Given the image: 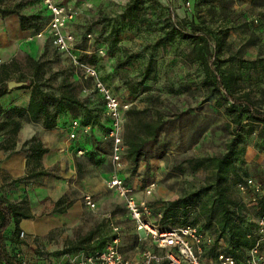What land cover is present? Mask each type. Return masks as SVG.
Segmentation results:
<instances>
[{
  "label": "rangeland",
  "instance_id": "374dc122",
  "mask_svg": "<svg viewBox=\"0 0 264 264\" xmlns=\"http://www.w3.org/2000/svg\"><path fill=\"white\" fill-rule=\"evenodd\" d=\"M60 1L75 13L71 26L74 53L81 62L95 66L117 90L121 101L130 104L123 115L126 150L118 176L133 189L136 201L146 203L152 223L157 225L161 219L157 213L169 202L192 192H203L214 181L211 168L191 170L187 162L221 156L229 144L235 171L226 175L223 184L230 199L238 204L235 186L242 179L252 177L264 182V127L251 123L247 114L234 119L229 111L233 100L222 102L221 94L212 87V78L193 59L191 41L198 36H208L209 49L214 56L208 62L210 69H215V62L232 68L240 87L239 94L249 93L257 107L264 109V0H141L138 8L125 17L122 14L129 0ZM38 6V1L33 0L28 6L20 3L14 10L24 12ZM33 15L38 17L40 30L47 29L49 16L45 10ZM171 29H174L173 37L168 40ZM218 43L221 49L215 57ZM149 55L154 58V78L144 81L140 79V71ZM42 59L38 65L25 63L28 75H20L18 79L26 81L30 76L45 92L53 94L63 85L73 83V77L83 81V88L88 91L83 93L81 88L76 89L81 105L73 114L67 111L82 122L88 120L91 130L88 135L84 133L87 136H94L95 132L102 134L100 143L103 145L97 148L96 155L106 162L111 175L105 117L95 104L97 98L93 96L91 81H86L79 71L77 74L68 56L54 47L47 48ZM158 117L163 122L162 127L154 139L143 145L134 167L126 140L137 132L140 120L154 121ZM92 129L95 132L92 133ZM8 138L12 140V134L6 140ZM148 183H154L155 189L152 195L145 196ZM213 191L201 193L199 201L188 208L187 220H195V224L215 238L218 236L216 216L210 227L205 228V209L212 205ZM114 193L117 197L111 203L113 212H126L124 199ZM247 214L255 215L245 209L243 215ZM79 231L84 234V229ZM19 240L28 255L20 250L25 264L36 263L50 254L54 260L50 264L64 260L61 258L64 250L53 245L47 251L41 240ZM224 246L221 239L215 249L220 252Z\"/></svg>",
  "mask_w": 264,
  "mask_h": 264
},
{
  "label": "crops",
  "instance_id": "0c3cea01",
  "mask_svg": "<svg viewBox=\"0 0 264 264\" xmlns=\"http://www.w3.org/2000/svg\"><path fill=\"white\" fill-rule=\"evenodd\" d=\"M31 1L0 0V89L7 86L6 91L0 95V196L18 204L30 216L20 221L19 230L14 222L10 223L3 232L6 244L12 249L17 233L20 239L27 238L31 242L41 240L47 251L52 245L58 250H64L61 257L64 260L60 259L59 263L62 264L67 257L102 251L113 238L111 231L114 225L119 229L121 252L126 258L138 260L145 250L163 253L149 238L135 231L126 212L121 213L123 215L113 212L111 203L117 196L106 185L110 177L106 162H102L100 156L96 155L97 148L103 145L100 143L101 133L92 129L94 136H87L91 127L86 126L87 135L84 134L80 119L71 116L65 109L58 112L56 125L51 129L44 127L43 119L38 122L28 119L32 89L25 88L26 82L18 78L20 75H28L25 63L38 65L47 48L54 46L47 29L23 30L20 15H33L45 9L40 0H36L38 9L17 11L9 15H2L1 11H12L20 3L28 6ZM45 13L49 16L46 10ZM73 23L74 20L66 27L71 34H74L71 27ZM28 78L32 79L30 76ZM76 80L79 79L73 77V83L68 84H74L76 89L81 88L83 92V81ZM10 82L24 85L9 89ZM60 91L55 95L59 96ZM73 117L80 127L76 131V138L69 140ZM9 134H12V140H6ZM32 139L45 150L39 159L40 167L32 172L33 175L26 166L28 153L25 151ZM78 152L83 155L79 156ZM86 195L94 199L95 210L85 206L83 198ZM80 229H84V234L80 233ZM21 232L23 237H20ZM213 247H205L202 264H217L216 255L219 250ZM21 249L24 250L23 246ZM23 252L28 256L26 250ZM50 256L42 259V263H54ZM17 258L21 260L19 254Z\"/></svg>",
  "mask_w": 264,
  "mask_h": 264
},
{
  "label": "trees",
  "instance_id": "16d2710c",
  "mask_svg": "<svg viewBox=\"0 0 264 264\" xmlns=\"http://www.w3.org/2000/svg\"><path fill=\"white\" fill-rule=\"evenodd\" d=\"M140 2L141 0H129L122 17H125V14L130 11L136 10ZM17 11L18 10H3L1 11V14L9 15L17 13ZM37 20L38 17L35 15H20L21 28L23 30L34 29V31H39L40 26L38 25ZM173 33L174 29H171L168 40L172 39ZM209 39L208 36L203 35L191 40L193 43V59L198 61L202 66V69H204V72L210 76V79L212 78V87L221 94L222 102H227L228 99L233 100V104L230 106L229 111L234 115V119H238L240 114H247V119L251 121V123L264 127V109L257 107V104L250 98L249 93L239 94L240 87L236 84V78L232 68L222 67L219 62L214 63V70L210 69L208 66L209 60L214 57L209 49ZM220 49L221 44L218 43L215 46V57L220 53ZM142 57L144 58V56ZM153 59L152 55L147 56V62L140 71L141 80L146 81L154 78L152 72V67L154 65ZM99 75L100 79L120 98L117 90L107 82V77L101 76L100 72ZM24 82H26V86H24L25 88L32 89L28 105V119L33 122H38L43 119V125L47 129L55 127L58 112L65 109L73 114L77 110L76 107L81 105L80 100L77 98L76 87L73 85L68 84L62 86L59 96H56L53 93L43 91L39 85L33 82V80H26ZM6 89V85L2 86L0 89V95H2ZM235 95L237 96L235 97ZM93 96L97 97L94 101L98 111L103 115V106H100V104L102 105L100 98L96 94ZM91 98L92 97L88 96L89 100H91ZM73 119L74 117L72 120ZM104 120V126L106 132H108V121L106 119ZM81 123V125L84 126L90 125L88 124V120H83ZM162 124L163 122L159 117L154 121L140 120L136 128L137 132L133 133L126 140L128 155L134 164V167L137 165L139 158L141 157V148L145 143L157 136ZM230 146L231 145L229 144L227 151L221 156L199 158L196 161L189 160L187 162L188 164H191V170H196L202 167H207V169L211 168L212 171H214V181L206 189H203V192H192L179 197L175 201L169 202L165 209L157 213L161 216L157 225L163 230L170 229V226L174 224H178L177 227L193 225L197 226L200 231L205 232L206 230L203 227L195 224V220L193 222L187 220L189 215L188 208L199 201L201 193L214 190L212 205L205 209L207 212V226L205 228L210 227L213 217L216 216L218 236L214 238L215 241L213 248H215L218 245V241L222 239L225 246L220 252L233 257L238 263H241L255 241V223L253 221L255 215L253 217L248 214L244 216L243 212L245 211V207L240 203V198L238 204L233 202L229 197L227 188L223 184L226 175L235 171ZM25 151L28 153L26 165L30 168V174L33 175L32 172L40 167L39 159L45 150L40 147L39 143L32 139L30 146ZM235 192L237 194L236 188ZM29 218L30 216L27 215L21 206L11 203L6 198L0 196V264H23L22 261L17 258L22 246V242L18 238V233L16 239L12 243V249H9L3 238V232L11 222H14L19 230L18 226L20 221ZM42 259H38L36 263L33 264H43L44 261Z\"/></svg>",
  "mask_w": 264,
  "mask_h": 264
},
{
  "label": "built area",
  "instance_id": "2783aa9c",
  "mask_svg": "<svg viewBox=\"0 0 264 264\" xmlns=\"http://www.w3.org/2000/svg\"><path fill=\"white\" fill-rule=\"evenodd\" d=\"M40 2L49 13L47 30L52 45L57 51L68 56L76 71L91 81L94 94L102 102L103 114L109 123L107 137L110 141L109 158L113 168L106 182L107 188L124 199L128 219L135 231L149 238L158 249L163 250V253L145 250L140 259H128L121 252L119 229L113 225L114 237L102 251L67 257L62 264H202L205 247L214 245V237L193 225L168 230L161 229L149 220L151 211L146 203L136 201L133 197V189L126 186L118 176V172L123 166L122 158L126 150L123 142V112L129 109L130 104L123 103L112 89L100 79L95 66L81 62L74 53V36L66 30V27L73 20L75 13L57 0H40ZM84 91L87 92L88 89H84ZM79 127L80 124L77 120L71 121L69 140L76 138V131ZM87 128L85 127L84 132H87ZM78 153L83 154L82 152ZM235 188L240 203L245 209L255 213L253 220L255 241L241 263H238L233 257L219 252L216 255L217 264H264V182L246 177L238 182ZM154 189L155 184L148 183L144 189V195H152ZM83 201L85 206L95 210L96 204L92 196H84ZM158 217L161 218L160 215ZM23 235L21 232L20 237Z\"/></svg>",
  "mask_w": 264,
  "mask_h": 264
},
{
  "label": "water",
  "instance_id": "95a60500",
  "mask_svg": "<svg viewBox=\"0 0 264 264\" xmlns=\"http://www.w3.org/2000/svg\"><path fill=\"white\" fill-rule=\"evenodd\" d=\"M23 85H24V83L10 82V83H8V88L9 89H13L15 87H20V86H23Z\"/></svg>",
  "mask_w": 264,
  "mask_h": 264
}]
</instances>
